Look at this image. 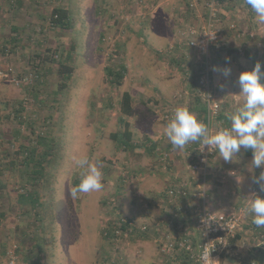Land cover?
Here are the masks:
<instances>
[{
    "label": "rangeland",
    "instance_id": "rangeland-1",
    "mask_svg": "<svg viewBox=\"0 0 264 264\" xmlns=\"http://www.w3.org/2000/svg\"><path fill=\"white\" fill-rule=\"evenodd\" d=\"M229 1L237 6L233 0H219L220 46L225 42L228 48L248 45L256 50L257 61L262 58L264 67V35H259V29L254 32L252 25L248 31L239 27L237 17L228 20L221 7L225 2L226 8ZM207 2L0 0V264L12 260L15 264H102L106 255L116 253L121 264H132V258L141 264L144 250L159 254V241L151 239L153 249L152 245L141 247L148 235L140 233L129 236L126 245L113 251L102 236L103 220L131 217L139 226L152 227L153 236L164 232L156 225L172 207L167 199L168 204L161 205L162 216L154 212V205L146 208L149 201L163 198L146 197L145 188L151 187L148 191L155 193L164 184L159 180L146 186L144 182L141 171L159 167L155 158L146 154L144 141L152 132L148 120L165 121L172 128L182 121L166 120L165 112L176 107L182 111L197 101L192 73L186 71V66L195 70L197 55L187 47L179 49L177 44L172 51L170 48L185 38L180 32L188 25L203 24ZM191 4H196L197 10ZM57 7L70 12L65 29L51 24ZM232 24L237 27L235 31L230 30ZM54 60L67 61L73 75L65 80L67 76L59 74ZM121 66L126 72L118 85L106 70L117 71ZM217 69L215 65L214 85L222 103L227 99L218 88ZM125 92L133 94L131 116L122 113ZM233 98L240 103L239 97ZM230 105H222L224 115H229ZM195 113L193 123L185 125L189 130H193ZM125 123L134 128L129 150L112 137L125 131ZM154 133L159 134L157 130ZM188 136L199 139L196 130L194 136ZM46 151L56 160L50 163L51 157L43 159L44 174L36 175L35 162L31 166L23 162L33 153L41 157ZM243 158L241 180L246 191L250 186L252 190L240 196V200L245 198L242 205L234 197L237 191L243 193L234 179L238 176L236 167L223 168L213 160V175L204 190L209 209L210 184L219 182L222 195L230 198L235 208L223 212L237 214L242 228L237 240L232 241V257L240 256L243 264H253L256 250L264 248V160L251 164L255 158ZM168 159L160 156L162 167L170 166ZM234 165L239 163L230 164ZM221 177L224 183L219 181ZM257 186L262 188L259 196L255 194ZM225 190L231 195L224 194ZM34 191L41 194L44 204L37 209L21 199ZM142 192L145 196L141 197ZM112 198L113 207L107 203ZM128 247L129 251L124 250ZM155 259L151 257L143 264H154Z\"/></svg>",
    "mask_w": 264,
    "mask_h": 264
},
{
    "label": "built area",
    "instance_id": "built-area-1",
    "mask_svg": "<svg viewBox=\"0 0 264 264\" xmlns=\"http://www.w3.org/2000/svg\"><path fill=\"white\" fill-rule=\"evenodd\" d=\"M191 7L197 10L196 4H191ZM221 26L219 0H208L203 24L195 22L190 27L188 26L185 31L180 32L181 37L185 36V38L182 37L170 48L172 51L177 44L179 49L187 47L195 52V57L197 55L195 70L191 66H186V71L192 73L191 77L196 75L197 86L192 91L205 106L206 114L203 123L197 121L196 127L194 125L199 139L192 140L186 134L187 150L191 153L188 158V170L197 188L195 187L194 192L190 193L188 182L186 183L185 180H178L177 184L169 187L166 197L172 211L166 213L167 216L159 221V225H156L157 230L164 231L160 237L157 234L156 239L159 241L160 253L166 259V264H223V258L233 256L232 241L240 235L242 230L240 218L234 212L213 211L207 207L208 202L204 190L207 180L213 175L214 170L211 165L213 160H216L219 144L222 139L225 140L232 134V130L227 128V124L224 126V121L220 119L223 114L222 103L216 95L214 85L215 66L212 60V48L220 45ZM236 29L237 27L232 24L230 30L235 31ZM223 45H226V42ZM165 113L168 121L181 120L183 124L189 125L194 121L195 111L191 112L190 107L182 111L176 107ZM164 156L169 158L167 153ZM261 190L262 188H258L255 194L259 196ZM112 200L113 198L107 203L113 207L116 204L114 200L111 202ZM178 202L181 203L178 204ZM181 219H190L193 227L187 226L178 233L177 223L181 222ZM192 228L194 236L199 237V245L196 244L194 236L189 233ZM151 231L152 227L139 226L137 221L131 217H120L118 220L105 218L102 236L116 252L120 245L127 244L125 240L129 236H136L139 233L149 235ZM127 249L129 251V247L124 248V250ZM109 255L105 256L102 264H121L117 253L113 256ZM10 264H15L14 260Z\"/></svg>",
    "mask_w": 264,
    "mask_h": 264
},
{
    "label": "crops",
    "instance_id": "crops-1",
    "mask_svg": "<svg viewBox=\"0 0 264 264\" xmlns=\"http://www.w3.org/2000/svg\"><path fill=\"white\" fill-rule=\"evenodd\" d=\"M233 1L236 3L237 6H231V1H229V3L226 5V8L224 6L225 2H223L224 5L221 7V11L223 13L225 12L224 15H228V20H232L234 17H237V20H241L240 22H238L239 27L247 28L248 31V29H251L250 25H252V29L254 30V32L259 29V35H264V0ZM229 6L231 7L229 8ZM253 51L254 50L251 49L248 45H245L241 48H235L234 53L231 55L222 54V60L220 61V63L216 64V68H218L216 70V80L218 88L221 93L225 95L224 97L228 101L224 102V100L222 99V103H224L222 105L226 106L227 104L228 106V104H231L230 109H232L230 110V112L227 113L229 114V118L227 119V115H225V119L223 118L221 120L224 121V126L226 124L231 127L234 126V128L231 129L233 130L231 136L227 138L224 143H222L223 141L221 142L222 144H220L221 146H219V155L217 154L216 161H219L220 164H222L223 168H237L238 176L234 179L236 181V184H239L240 188L242 187V189L238 187L239 191L241 192V190H243L242 194H239L237 191L236 195L234 196L239 202V205H242V203L244 202L243 200L245 199L243 198L242 200H240V196L243 197V194H245L246 192L250 193L252 190L251 186H247L249 188L246 191L245 183H243L241 180V178H243L242 176H240L243 173V171H241L244 168L243 162H246L243 157H246L248 159L255 158V160L251 161V164L254 163V161L258 162L260 158L264 160V131L262 130L264 124V67L262 66V58L259 60L260 62L257 61V52L256 50L255 52ZM234 65L237 68L235 70H229L232 66L233 68H235ZM181 66L183 70H185V66ZM235 96L239 97L240 103L236 104L233 98ZM195 114L196 113H194V115ZM164 122L165 121H161L160 124L159 121L153 122L151 119L148 120V125L149 128H151L152 132L148 136H145L144 141L146 154L154 157L160 168L152 167L149 171H141L143 174L142 177L145 178L144 182L147 181L146 186L155 185L159 182V180H161L162 184H164V187L160 190H157L155 193L148 191L149 189H151V187H149L148 189L145 188V191L147 192L146 197L148 195H152L155 198H163L159 202H157L156 200L154 202L149 201V206L146 207L151 209V205H154V212L157 213V215L159 214L161 216L165 213L163 212L164 206L161 205L168 204L166 201V191L169 187L173 186L174 184H177L178 180H186L189 185L188 188L192 190H194L196 187V182L188 170V158L191 153L189 152V150H187L188 140H186V134L194 136L195 128L193 127V130H189L187 127H185L186 124H183V122L178 123V125L173 124V127L170 128L168 125L164 124ZM255 124L257 127H255ZM246 128L252 129L256 133V141L254 144L255 151L253 156H247L245 151L244 130ZM133 129L134 128H132V130L130 129V131L132 132ZM154 130H157V133L159 134H153ZM155 135L156 138L154 137ZM166 153L169 154L168 160L171 161L170 166L167 165V167L165 165L164 167H162L161 165L164 164H162V162L160 161V156H164V154ZM232 163H239V165L230 166V164ZM168 168L170 169V172H168ZM172 170L174 172L171 173ZM176 174H179L180 177L177 178L175 176ZM174 177H176L177 179ZM220 179L221 180L219 181L221 183H224L222 181L225 180H223L222 177ZM252 181H254L253 178ZM218 183L219 182L216 181L213 184H210L209 186L210 189L208 192V197L210 200V208L213 211L222 212L228 211L224 209H234L235 206H231V203L229 201L230 198L227 199L225 195H222V192L219 190ZM225 191L226 192H224V194L228 193L227 190ZM230 193L231 192H229L227 195H231ZM142 196H145L144 192H142L141 197ZM144 220H146V218H144ZM187 226L193 227L190 219L178 222L177 228L179 229L177 230V232L179 233L181 230L187 228ZM192 231L193 228L189 233L194 236V232ZM153 234L154 230H152L148 237H146L147 239L140 244L141 247L146 248L148 247V245H152L153 249V244H151L150 242L151 239L157 242L156 236H153ZM194 238L196 244L199 245V237L196 235L194 236ZM144 252L145 257L143 255L140 258L141 264H143L145 261H148V259H151V257L152 259L156 257V259L154 260V264L167 263L166 259L160 252L159 254L157 252V255L154 251L151 254H149L146 250H144ZM132 259V264H140V262H138L136 258ZM35 263L43 264V262ZM223 264H243V261L240 260V256H234L232 258L231 256H229L223 258Z\"/></svg>",
    "mask_w": 264,
    "mask_h": 264
},
{
    "label": "trees",
    "instance_id": "trees-1",
    "mask_svg": "<svg viewBox=\"0 0 264 264\" xmlns=\"http://www.w3.org/2000/svg\"><path fill=\"white\" fill-rule=\"evenodd\" d=\"M69 16L70 12L68 9H64L61 7H57L53 10L52 16H51V24H53L56 27H60L62 29H65L69 25ZM69 27V26H68ZM235 51V48H228L225 45H218L214 46L212 48V56H213V64L214 66L222 60V54H233ZM50 61L53 60V58H49ZM57 66H58V72L61 75L67 76L66 79H69L71 75H73V67L68 65L67 61L64 62H58V61H53ZM107 75L111 77L112 81L114 82L115 79L118 83V85H121V80L124 78V74L126 72V68L124 66H121L119 70L115 71L112 68H107ZM116 83V82H115ZM192 86L196 87L197 86V78L196 75L193 76L192 79ZM197 101L194 102L193 105L190 107V111H197L198 115H196V120L199 123H203L205 119V114H206V108L205 106L201 103L200 99H196ZM122 113L125 116H131L133 114V98L129 92H125L123 94V99H122ZM194 114V113H193ZM225 119V115L222 114L220 116V119ZM229 118V115H227V119ZM195 120L194 125L196 127L197 121ZM185 123V121H184ZM125 131L122 132L121 134H113L112 137L115 141L121 142V144L129 150L133 144H132V139H133V133L129 129V124L125 123ZM227 128H232L231 126L227 125ZM196 130V129H195ZM195 132V131H194ZM244 139H245V151L247 156H253L254 151H255V141H256V133L254 130L246 128L244 130ZM60 149V148H59ZM58 146H57V151L56 155L59 152ZM188 149V145H187ZM48 157H51L52 160L51 162H55L56 156H52L49 151H46L44 153H41V157H38L35 155V153L32 154V156H28L26 160H24V164L26 166H31L34 164L36 166V175H43L44 174V163L43 159L46 160ZM77 185V184H76ZM258 189V186H257ZM22 201L26 204L29 203L32 208L37 209L38 207L43 206V202L41 201V194L39 192H28L27 195L21 196ZM28 206V205H26ZM185 219H181L180 221H184ZM237 240V239H236ZM234 240V241H236ZM256 264H264V248H260L256 250Z\"/></svg>",
    "mask_w": 264,
    "mask_h": 264
}]
</instances>
